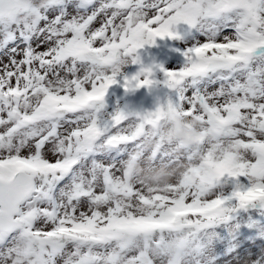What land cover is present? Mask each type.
I'll return each instance as SVG.
<instances>
[{
    "label": "snow or ice",
    "instance_id": "obj_1",
    "mask_svg": "<svg viewBox=\"0 0 264 264\" xmlns=\"http://www.w3.org/2000/svg\"><path fill=\"white\" fill-rule=\"evenodd\" d=\"M0 264H264V0H0Z\"/></svg>",
    "mask_w": 264,
    "mask_h": 264
},
{
    "label": "rangeland",
    "instance_id": "obj_2",
    "mask_svg": "<svg viewBox=\"0 0 264 264\" xmlns=\"http://www.w3.org/2000/svg\"><path fill=\"white\" fill-rule=\"evenodd\" d=\"M176 45L174 44V42H171L170 44V50L172 51V49L175 47ZM145 51H149L151 53L157 52V48L155 46H150V47H146ZM173 52V57L172 59L168 60V61H164L162 64L164 65L165 68H179L182 66L183 62H184V57L180 54V52L178 51H172ZM116 88L117 86H113L112 88ZM111 88V89H112ZM111 89L109 90V92H111ZM117 97H113L111 95V93H109V97H108V101H109V105L113 104L116 101ZM121 103H123V101H121ZM182 120H177L175 122V124H173L171 127L166 128L164 130L165 135H172L176 138H180V139H186L187 136L191 133V130L193 128V125L191 124H186V123H182ZM151 148V144H146L145 145V151H148ZM147 164V161H141L137 164V173L139 175H145V166ZM169 171L170 169L162 164V163H158L156 164L153 168L152 171L150 173H156L159 171ZM149 173V174H150ZM251 239H255V237H251Z\"/></svg>",
    "mask_w": 264,
    "mask_h": 264
},
{
    "label": "clouds",
    "instance_id": "obj_3",
    "mask_svg": "<svg viewBox=\"0 0 264 264\" xmlns=\"http://www.w3.org/2000/svg\"><path fill=\"white\" fill-rule=\"evenodd\" d=\"M182 123L191 124L193 128L191 133L187 136L188 142H193L201 136L200 126L195 121L182 120ZM149 184H165L172 178V171H159L156 173H150L142 175Z\"/></svg>",
    "mask_w": 264,
    "mask_h": 264
},
{
    "label": "water",
    "instance_id": "obj_4",
    "mask_svg": "<svg viewBox=\"0 0 264 264\" xmlns=\"http://www.w3.org/2000/svg\"><path fill=\"white\" fill-rule=\"evenodd\" d=\"M151 58H154L158 63H160L161 57L159 55H154ZM119 95L124 96V91H121ZM130 101H142V106L144 108H150L153 103V98L147 93L145 89L138 90L133 96L127 97Z\"/></svg>",
    "mask_w": 264,
    "mask_h": 264
}]
</instances>
